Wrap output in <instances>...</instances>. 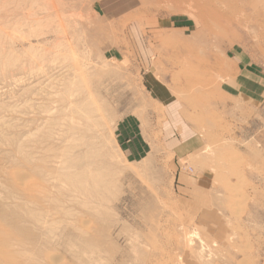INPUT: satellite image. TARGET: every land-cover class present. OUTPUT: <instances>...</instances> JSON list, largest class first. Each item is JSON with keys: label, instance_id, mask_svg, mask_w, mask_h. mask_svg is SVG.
I'll return each instance as SVG.
<instances>
[{"label": "rangeland", "instance_id": "374dc122", "mask_svg": "<svg viewBox=\"0 0 264 264\" xmlns=\"http://www.w3.org/2000/svg\"><path fill=\"white\" fill-rule=\"evenodd\" d=\"M261 2L0 0V243H21L18 264H264V98L223 87L226 50L251 31L264 64ZM76 73L90 83L73 99L92 93L103 107L89 159L102 189L28 191L63 117L60 81ZM162 87L202 139L184 158L164 143ZM13 169L29 175L21 189ZM182 188L203 189L199 203Z\"/></svg>", "mask_w": 264, "mask_h": 264}, {"label": "bare ground", "instance_id": "6f19581e", "mask_svg": "<svg viewBox=\"0 0 264 264\" xmlns=\"http://www.w3.org/2000/svg\"><path fill=\"white\" fill-rule=\"evenodd\" d=\"M47 17H51V16H47ZM42 39H45V38H42ZM57 39L58 38L56 37L55 38L56 42L58 41ZM72 76H73V79H68L67 81L64 79L60 81V85H62L63 88L60 89L57 95L62 94L63 96L62 106L59 108V112L63 115V117L61 120L60 119L56 120L57 118H54V123L52 124L53 125L56 124L57 126L55 127L56 132L54 131L55 132L54 143L53 144L50 143L49 146H47L46 151H44L46 152L45 153L46 155L44 154L43 157L37 160V163L35 164V171L38 174L37 182L35 186L25 187V189H27L28 191L33 192L32 190L39 189L43 193L44 191L49 192L48 190H46V185L49 188L57 189L60 191V189H64V187L67 184L70 185V183L71 185L73 184L74 186H76L78 189L84 190V187H87L85 185L88 182L92 183L93 186H95V189H94L95 191H99L102 189V187L96 188V186H99V187L101 186V182H102V175H101L102 172L101 171L103 170L99 171L100 173L97 171H92L91 170L92 164H90L89 159H92L93 156L96 157L99 154V152L96 151V148H97L96 145L98 142H97V136L95 135V133L98 131L97 130V120H98L97 113H100V111L102 112L103 107L101 104H99V101H96V98L94 94L92 93H91V96H88V97L85 96V97H81V98L78 97V98L73 99L72 96H73V93H75L74 87L76 86V84L78 85L79 91L82 90L84 92V89L87 86H89L90 79L85 77L84 75H81V73H76ZM190 79L191 78H189V80ZM57 95L55 94V97H57ZM30 155L31 154L27 153L25 154V156H23L25 161L28 164H31ZM79 160H80V163H79ZM12 174H13V171H12ZM13 175L15 179H14V182L13 181L11 182H13V185L18 186L19 189H21L22 188L21 183H23V181L21 182L20 180L22 179L21 177H24L25 175L22 176V172L20 171L18 173H16L15 171ZM27 176L29 175L27 174L25 177L27 178ZM15 180H16V183H15ZM29 180H27V182ZM38 185L41 187L39 188ZM105 185L103 186L104 189L110 188L108 184H105ZM2 215H3V212H2ZM89 223H87V225ZM10 240L3 241L0 243V264H18L21 261V259H23L24 257L26 258L27 252L25 251L26 250L25 248H22L21 243L19 242L15 243ZM43 250L41 247H37L38 253H42Z\"/></svg>", "mask_w": 264, "mask_h": 264}, {"label": "crops", "instance_id": "0c3cea01", "mask_svg": "<svg viewBox=\"0 0 264 264\" xmlns=\"http://www.w3.org/2000/svg\"><path fill=\"white\" fill-rule=\"evenodd\" d=\"M261 1H263L261 4L264 5V0ZM106 14V16L110 15L108 12H106ZM127 14L128 13L122 16H126ZM178 23L183 22L179 21ZM260 33V31H251L248 35L249 41H245L247 44L238 43L226 50V56L232 63V69L224 78L223 87L225 95L231 99L242 98L246 100H262L264 98V64L260 63V59L254 55L255 52H262V49L259 47H257V49L255 48V39L253 38L255 35H260ZM162 89L164 90V94L160 93ZM162 89L158 91L154 88L153 92L157 93V101L166 107V120L163 124L164 143L168 149H172L175 159L184 158L186 155L190 154V152L197 151L201 148L202 139L195 134H189V130L183 127L180 106L176 107L173 111L171 110V107L177 103V100L173 98L168 88L162 87ZM130 123L131 122L125 120L122 126L128 127L127 125ZM126 137L128 138L129 136L126 135ZM131 148L133 149V145ZM132 149L128 150L129 155L136 153L132 152ZM133 151H135V149H133ZM179 180L187 187L191 185L184 175H180ZM181 192L184 193L185 199L184 201L182 200L183 202L198 204V199L193 200V198H195L194 196L196 195L202 196L204 190L182 188Z\"/></svg>", "mask_w": 264, "mask_h": 264}]
</instances>
